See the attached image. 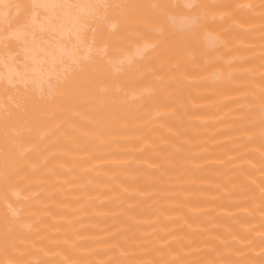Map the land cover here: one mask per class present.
<instances>
[{"label":"bare ground","instance_id":"bare-ground-1","mask_svg":"<svg viewBox=\"0 0 264 264\" xmlns=\"http://www.w3.org/2000/svg\"><path fill=\"white\" fill-rule=\"evenodd\" d=\"M0 264H264V0H0Z\"/></svg>","mask_w":264,"mask_h":264}]
</instances>
